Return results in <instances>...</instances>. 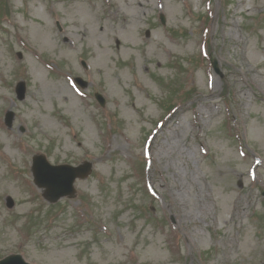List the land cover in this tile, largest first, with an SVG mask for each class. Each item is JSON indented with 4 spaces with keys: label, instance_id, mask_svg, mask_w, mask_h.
Listing matches in <instances>:
<instances>
[{
    "label": "rangeland",
    "instance_id": "374dc122",
    "mask_svg": "<svg viewBox=\"0 0 264 264\" xmlns=\"http://www.w3.org/2000/svg\"><path fill=\"white\" fill-rule=\"evenodd\" d=\"M7 14L0 18V258L264 264V190H252L255 201L239 218L227 213L256 180L248 173L255 158L256 178L264 181V0H8ZM124 15L136 24L140 49L121 47ZM87 19L88 48L76 24L86 28ZM40 29L57 48L41 46ZM106 32L119 34L108 49L112 62L99 59ZM76 41L75 50L66 47ZM104 71H123L117 97ZM70 76L86 82L77 85L85 97L69 87ZM18 80L26 83L23 100L16 98ZM94 91L103 93L105 107ZM203 99L215 102V114L198 119ZM7 110L11 128L3 123ZM154 130L147 156L144 141ZM38 151L53 164L93 163L91 175L76 181L75 198L49 204L28 185L23 168ZM217 170L230 174L229 189ZM181 212L190 226H179ZM228 240L231 250L223 246Z\"/></svg>",
    "mask_w": 264,
    "mask_h": 264
},
{
    "label": "bare ground",
    "instance_id": "6f19581e",
    "mask_svg": "<svg viewBox=\"0 0 264 264\" xmlns=\"http://www.w3.org/2000/svg\"><path fill=\"white\" fill-rule=\"evenodd\" d=\"M140 5V4H139ZM84 12L87 13L86 9L84 10ZM110 14L112 15H116L117 14V9H115L114 11H110ZM130 21L128 20L127 17H124L123 19V22H122V26L124 28V33H125V38L121 40V46L124 47V48H128V49H137V48H140V44L137 42V37L135 36L134 32H133V28L132 26L130 25L129 23ZM86 23V28H83L80 26V24L77 22V33L82 37L84 38L86 41L89 40L90 36L92 35V29H91V21L89 19H87L85 21ZM102 26H99L98 28L96 27L94 29V32L95 33H100L102 31ZM36 34H38L40 36V39L42 41V44L41 46L44 48L45 45H49L51 48H57L54 40L51 38V35L49 36H45L44 34H42V31L41 29L40 30H37L36 31ZM106 36H107V39L109 40L107 42L106 45H103L102 46V56L101 58H106V59H109L110 61H112V57L113 55H110L109 52H108V49L112 47L111 45V42L110 40L112 41V39H114L115 37H118L119 34L118 33H114V34H111L109 35L108 32H106ZM76 46V43L73 44V48ZM76 49V48H75ZM144 57H145V60L147 62H149L151 60V57L147 56L145 50H144ZM117 77V76H116ZM138 89H142V85L141 83L139 82L138 86H137ZM203 102V105L205 107V110L202 111V110H199L197 111V114H198V119L200 117H204V114L207 113V115L209 117H212L214 114H215V110L212 109V106L213 104L215 103L212 99H203L202 100ZM185 107H180L178 112H181V110H183ZM238 117L240 118V116L238 115ZM196 120V123L198 124L199 123V120ZM256 132L259 134L262 132V129L260 128H256ZM219 178H222L223 180H227V181H222L224 184H225V188H230L231 186V183L228 182V180L230 179V174L228 172H225L223 170H217L215 171V173ZM241 175L245 176V173L242 172ZM259 188V189H264V182L262 183H258V181H255L253 183H248L247 184V193H245L244 195H239L238 198H236L234 204L236 203V205L234 206V208L232 209H229L227 211V213L230 215V218H231V215H234L236 218H239V216L243 213H245V209L250 207L251 205H253L254 201H255V197H254V194H252V190L254 188ZM239 198H241L239 200ZM245 204L247 206L248 204V207H245ZM244 206V208H243ZM181 219L179 221V226L180 227H187V226H190L188 224V222L186 221V218L184 217V213L181 212ZM184 240L186 243H189L188 241V236L184 235ZM234 244L232 242H230L229 240L228 241H224L223 242V246H229V250H231L234 246ZM248 247V243L244 242L243 243V248H247Z\"/></svg>",
    "mask_w": 264,
    "mask_h": 264
},
{
    "label": "water",
    "instance_id": "95a60500",
    "mask_svg": "<svg viewBox=\"0 0 264 264\" xmlns=\"http://www.w3.org/2000/svg\"><path fill=\"white\" fill-rule=\"evenodd\" d=\"M75 175H77V174H76V173L72 174V177H71V179H70L68 185L70 184L71 180H73V178H74ZM36 179H37L38 183L42 184V182H41V180H40L38 174H36ZM68 191H69V188H68V187H67L66 189H64V190L62 189V190H60V191L58 192V194H56V196H54V197L52 198V197L50 196V191L47 190V191H46V196L51 197L53 200H55V199H57L59 196H61V195L65 194V193H67ZM68 193H69V192H68Z\"/></svg>",
    "mask_w": 264,
    "mask_h": 264
},
{
    "label": "trees",
    "instance_id": "16d2710c",
    "mask_svg": "<svg viewBox=\"0 0 264 264\" xmlns=\"http://www.w3.org/2000/svg\"><path fill=\"white\" fill-rule=\"evenodd\" d=\"M7 7L6 0H0V17L7 13Z\"/></svg>",
    "mask_w": 264,
    "mask_h": 264
}]
</instances>
